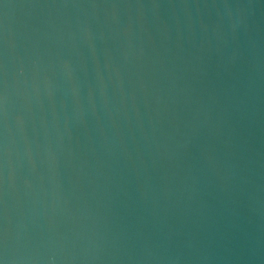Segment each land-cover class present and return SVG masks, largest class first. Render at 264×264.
Masks as SVG:
<instances>
[{"label":"water","instance_id":"95a60500","mask_svg":"<svg viewBox=\"0 0 264 264\" xmlns=\"http://www.w3.org/2000/svg\"><path fill=\"white\" fill-rule=\"evenodd\" d=\"M4 264H264V0H0Z\"/></svg>","mask_w":264,"mask_h":264},{"label":"snow or ice","instance_id":"6c2138e0","mask_svg":"<svg viewBox=\"0 0 264 264\" xmlns=\"http://www.w3.org/2000/svg\"><path fill=\"white\" fill-rule=\"evenodd\" d=\"M0 264H4L3 260H0Z\"/></svg>","mask_w":264,"mask_h":264}]
</instances>
